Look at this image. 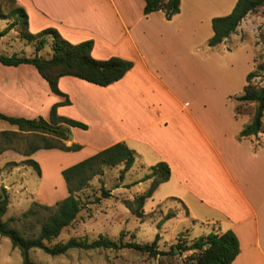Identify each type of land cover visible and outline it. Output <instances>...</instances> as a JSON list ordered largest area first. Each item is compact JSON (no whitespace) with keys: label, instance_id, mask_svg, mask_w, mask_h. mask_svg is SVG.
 <instances>
[{"label":"crops","instance_id":"obj_1","mask_svg":"<svg viewBox=\"0 0 264 264\" xmlns=\"http://www.w3.org/2000/svg\"><path fill=\"white\" fill-rule=\"evenodd\" d=\"M234 2L230 0L220 15L227 14ZM14 5L23 9L28 32L53 28L69 43L91 40L92 58L118 57L132 66L106 86L61 76L57 87L63 95H58L50 92L31 64L0 63V113L46 120L51 105L59 103L56 115L86 126L61 122L68 129V139H60L63 145L78 144L76 151L87 147L91 155L122 141L134 151L133 164L145 171L143 175L156 162L166 163L168 179L148 197L159 192L150 209L174 199L186 211L182 216L200 230L190 238L231 230L238 253L230 264H264V137L256 146L250 136L236 138L245 120L232 116L226 103L232 92L224 90L223 83L219 94L191 96L178 81L188 72L191 56L200 59V53L223 59L215 47L206 46L212 34L210 19L219 12L205 15L206 32L197 45L190 42L191 18L183 15L182 0L169 19L160 10L143 14V0H14ZM194 18L200 23V17ZM1 20L0 30L6 26ZM64 99L67 104L60 103ZM213 103L230 109L236 124L230 135L221 129L218 118L207 116ZM7 124L0 125V131L31 136ZM21 152L12 143L0 152L1 183L7 173L4 169L10 167L13 172L19 161L35 153L24 156ZM256 169L260 172L254 174ZM136 181V191L142 192L150 180H144L142 188Z\"/></svg>","mask_w":264,"mask_h":264},{"label":"rangeland","instance_id":"obj_2","mask_svg":"<svg viewBox=\"0 0 264 264\" xmlns=\"http://www.w3.org/2000/svg\"><path fill=\"white\" fill-rule=\"evenodd\" d=\"M230 0H182L183 15L190 23V42L200 44L206 32L205 15L212 12H219L221 16L225 12ZM12 6L9 2L0 1V12L7 15L8 9ZM195 17H200V23L195 21ZM11 18H4L6 24ZM2 20L0 19V24ZM217 52L222 53L223 59L207 57L200 54V59L191 56L189 69L185 76L179 79V83L186 87V93L199 95L219 94L220 84L223 83L224 90L232 93L226 96V103L231 108L234 118H242L246 123L252 113L253 103L238 102L234 99L242 85L244 75L252 70L258 63L264 62V3L255 10L247 13L223 42L215 46ZM34 53L46 57L49 53L48 45H44L37 52L34 51L32 42L19 37L18 30L14 26L0 38V54L5 56H32ZM217 64V67H216ZM222 64V68L218 66ZM251 81L258 85H264V69L258 73ZM227 84V85H226ZM230 109L223 104H211L207 111L210 118L220 120L221 129L226 135H230L236 124L229 116ZM48 120V118H46ZM0 125L8 126L0 121ZM253 145L261 144L264 137V115L262 117V130L255 136H250ZM31 137L23 136L13 139L11 142L15 150L21 152L25 148V143ZM33 138V137H32ZM39 142V141H37ZM2 145V144H1ZM14 156V153H9ZM90 154V149L82 148L80 151H62L57 149H40L30 156L39 169L36 173L29 165H23L21 161L11 172V168L4 169L3 185L7 190L8 205L5 213L1 216L2 221L9 217L19 218L20 214L26 210L32 202L51 206L65 195V184L61 178L60 171L70 166ZM16 157H18L16 155ZM121 164L113 167H103L101 174L90 179L88 186L83 191L82 200L87 201L98 197L91 203H87L79 211L74 221L61 230L60 234L52 241H65L69 237L95 238L101 234L109 239L122 241H135L138 243H149L158 233L156 249L167 251L174 243H189L193 236L200 231L198 226L190 224L182 214H186L181 205L174 199L168 198L150 209L159 196L155 191L151 198L144 201L141 218L135 217L125 207V201H131L141 191H136L138 186L136 180H140L145 171L135 164L127 171L122 180L117 179ZM260 170H255L254 174ZM262 174V173H261ZM139 188H142L144 184ZM100 187L109 192L106 197L101 196ZM146 189V188H145ZM144 189V190H145ZM143 190V191H144ZM138 192V193H137ZM173 212V216L161 223L156 228V223L165 213ZM181 214V215H180ZM10 226L23 230L26 235L32 230H37V225L32 229L29 223L23 219L9 222ZM190 251L180 254L167 255L157 254L149 256L145 252H139L130 248L121 249H69L64 254L50 256L40 249H30L29 259L37 264H187L186 256ZM21 257L17 248L11 247L6 236L0 235V264H20Z\"/></svg>","mask_w":264,"mask_h":264},{"label":"trees","instance_id":"obj_3","mask_svg":"<svg viewBox=\"0 0 264 264\" xmlns=\"http://www.w3.org/2000/svg\"><path fill=\"white\" fill-rule=\"evenodd\" d=\"M9 2L12 6L8 9L7 15L0 19L10 17L11 20L0 30V37L9 29L16 27L20 38L32 42L34 51L37 52L44 45H48L49 53L46 57L34 53L32 56H5L0 54V63L3 65H17L19 63L31 64L38 74L46 81L50 92L63 95L57 87V80L61 76H73L88 83L106 86L118 79L132 66L131 61L118 57H109L98 60L90 56L91 40H84L77 43H69L64 40L55 29L44 28L35 33L26 29V15L20 6L14 5V0H0ZM264 0H235L230 11L221 16H214L210 19L212 34L206 40V46L215 47L223 42L235 30L239 21L249 12L262 5ZM179 0H143L142 13L162 11L164 17L169 19L178 12ZM264 69V62L258 63L254 68L244 75V84L240 91L234 95L238 102L253 103V110L249 120L242 124L236 134V138L255 136L262 130V117L264 115V85H258L251 81L259 72ZM61 104H67L64 99ZM59 103L51 105L48 120L42 117L21 118L10 117L0 113V120L14 125L19 131L31 132V138L25 143L21 152L29 156L38 149H58L62 151H76L80 148L78 144L65 146L60 139H68V129L61 127L60 123L67 126H74L84 129L86 126L80 121L58 116L55 107ZM20 137L19 132L0 131V152L10 144L13 139ZM33 137V138H32ZM39 141V142H37ZM2 144V145H1ZM135 160V153L128 148L124 142L118 141L105 148H102L86 158L63 168L60 171L61 178L65 184V195L53 205L48 206L37 202L24 210L19 218L9 217L6 221L1 220L8 205L7 190L0 185V235L6 236L11 247L17 248L21 257L20 264H37L28 257V251L36 248L50 256L64 254L69 249H121L130 248L139 252H145L149 256L157 254L174 255L184 251H190L186 256L187 264H230L238 253V241L231 230H225L219 234L212 231L191 239L189 243H174L167 251L156 249V240L159 235L156 233L149 243H138L135 241H122L109 239L104 235H97L95 238L69 237L65 241L52 242L62 229L69 226L76 218L79 211L85 204L98 200V197L82 200L83 191L88 186L90 179L99 175L103 167H113L121 164L117 179L122 180L124 174L131 168ZM24 165L31 166L36 173H39L37 163L31 158L21 161ZM13 164V163H9ZM169 169L166 163L159 161L148 167V172L139 181L149 179V185L141 193L137 194L131 201H125V207L137 218L142 217V204L150 197L154 188L168 179ZM138 182V181H136ZM135 182V183H136ZM101 196L106 197L109 192L100 187ZM186 213V211H185ZM173 216V212H167L156 223L159 228L161 223ZM23 219L29 223L32 229L37 225V230H32L28 235L23 230L10 226L9 222Z\"/></svg>","mask_w":264,"mask_h":264}]
</instances>
